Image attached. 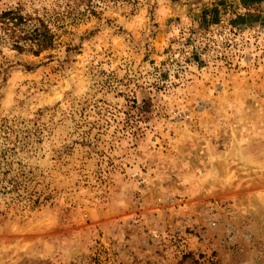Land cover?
<instances>
[{
	"label": "rangeland",
	"instance_id": "374dc122",
	"mask_svg": "<svg viewBox=\"0 0 264 264\" xmlns=\"http://www.w3.org/2000/svg\"><path fill=\"white\" fill-rule=\"evenodd\" d=\"M17 7L55 46L0 43V264H264V0Z\"/></svg>",
	"mask_w": 264,
	"mask_h": 264
},
{
	"label": "trees",
	"instance_id": "16d2710c",
	"mask_svg": "<svg viewBox=\"0 0 264 264\" xmlns=\"http://www.w3.org/2000/svg\"><path fill=\"white\" fill-rule=\"evenodd\" d=\"M250 0H244L248 2ZM247 4V3H246ZM30 15H25L21 8H8L0 12V43L7 42L13 49L19 52L30 51L35 55L53 49L55 46V34L48 24L41 19H36L37 23ZM261 20L259 11L251 9L244 14H237L235 19H231L232 24L254 26ZM6 174V171L2 173ZM11 186L2 183V188L8 192H17L19 184L15 179L10 178ZM2 181V180H1ZM0 181V182H1ZM9 188V189H8ZM39 203L38 200L34 201Z\"/></svg>",
	"mask_w": 264,
	"mask_h": 264
}]
</instances>
